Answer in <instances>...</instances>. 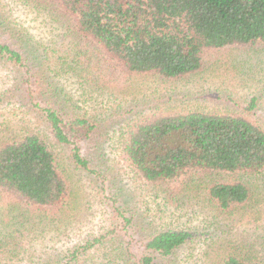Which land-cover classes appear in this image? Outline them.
I'll return each mask as SVG.
<instances>
[{
	"label": "trees",
	"instance_id": "trees-1",
	"mask_svg": "<svg viewBox=\"0 0 264 264\" xmlns=\"http://www.w3.org/2000/svg\"><path fill=\"white\" fill-rule=\"evenodd\" d=\"M19 1L45 14L61 32L58 40L36 46L33 62L0 41V57L25 68L30 89L49 81L37 97L27 92L44 132L27 131L0 145V264L27 253L28 242L12 232V223L27 219L31 243L29 235L45 231L49 219L55 224L71 219L76 211L71 171L101 175L88 147L110 116H92L54 80L80 85L83 100L106 95L115 102L123 92L134 90L131 96H137L129 83L136 76L182 80L202 71L214 52L264 43V0ZM113 137L139 182L168 203L199 196L218 212H240L257 208L256 191L264 194V123L246 114L153 110ZM112 209L121 221L112 233L125 245L124 264L173 262L177 251L192 243V233L184 230L140 236L131 209L116 202ZM109 233L74 246L57 264L78 262L100 248ZM132 243L139 253L130 249ZM239 253L223 264H245L248 259Z\"/></svg>",
	"mask_w": 264,
	"mask_h": 264
},
{
	"label": "rangeland",
	"instance_id": "rangeland-1",
	"mask_svg": "<svg viewBox=\"0 0 264 264\" xmlns=\"http://www.w3.org/2000/svg\"><path fill=\"white\" fill-rule=\"evenodd\" d=\"M60 32L58 24L43 13L35 14L19 0H0V41L19 49L30 62L36 58V46L50 44L54 38L58 40ZM206 60L202 71L182 80L131 78L129 83L137 96H131L134 90L129 95L123 92L115 102L109 101L106 95L95 94L96 99L83 100L80 85L72 80H62L59 84L54 76L46 74L55 85H64L66 92L92 116L99 119H104L106 114L110 116L88 147L92 150V165L101 175L71 171L76 211L65 222L55 224L54 219H49L45 231L29 235L31 243L25 230L27 219H21L18 225L12 223V232L16 231L19 238L28 242L27 253L19 255L20 251L16 260L6 264H57L74 246L107 232L110 237L100 248L91 250L74 264H124L125 245L121 237L112 233L115 227L118 231L121 227V221L113 214L115 202L133 211L135 230L140 236L165 230L192 233V243L178 250L173 262L164 264H223L225 258L239 251L248 259L245 264H264V194L256 191L253 200L257 208L240 212H218L199 196L189 199L181 196L176 203H168L162 196L153 197L139 182L121 158L117 140L113 139L114 132L121 133L139 114L146 115L153 110L242 113L264 123V43L214 52ZM40 74L44 76L43 69ZM48 82L41 80L30 89L25 68H17L0 57V145L27 131L44 132L45 125L34 113L27 92L30 90L37 97V92L48 89ZM253 99L257 100V107L249 112ZM134 244L130 249L137 254L140 248L138 245L135 249Z\"/></svg>",
	"mask_w": 264,
	"mask_h": 264
}]
</instances>
